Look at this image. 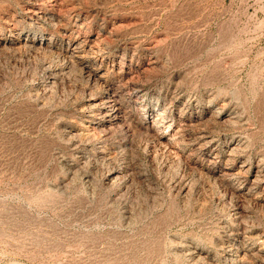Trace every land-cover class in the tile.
I'll list each match as a JSON object with an SVG mask.
<instances>
[{
    "label": "rangeland",
    "instance_id": "rangeland-1",
    "mask_svg": "<svg viewBox=\"0 0 264 264\" xmlns=\"http://www.w3.org/2000/svg\"><path fill=\"white\" fill-rule=\"evenodd\" d=\"M0 264H264V0H0Z\"/></svg>",
    "mask_w": 264,
    "mask_h": 264
},
{
    "label": "bare ground",
    "instance_id": "bare-ground-1",
    "mask_svg": "<svg viewBox=\"0 0 264 264\" xmlns=\"http://www.w3.org/2000/svg\"><path fill=\"white\" fill-rule=\"evenodd\" d=\"M109 100V99H108ZM109 107V106H108ZM246 254V253H245Z\"/></svg>",
    "mask_w": 264,
    "mask_h": 264
}]
</instances>
